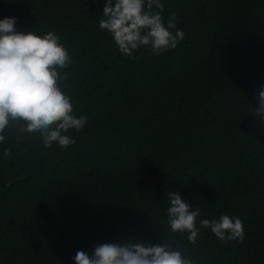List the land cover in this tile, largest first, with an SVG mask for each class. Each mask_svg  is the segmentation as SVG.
I'll use <instances>...</instances> for the list:
<instances>
[{"label":"trees","instance_id":"16d2710c","mask_svg":"<svg viewBox=\"0 0 264 264\" xmlns=\"http://www.w3.org/2000/svg\"><path fill=\"white\" fill-rule=\"evenodd\" d=\"M175 49L123 55L101 30L105 0H0V20L61 36L62 91L88 123L66 150L10 121L0 143V264H75L103 243L180 244L194 264H264V0H161ZM155 10V9H154ZM175 31V30H173ZM11 151L5 158L4 149ZM199 208L195 244L172 233L167 192ZM238 216L244 242L202 219Z\"/></svg>","mask_w":264,"mask_h":264},{"label":"clouds","instance_id":"9594fccd","mask_svg":"<svg viewBox=\"0 0 264 264\" xmlns=\"http://www.w3.org/2000/svg\"><path fill=\"white\" fill-rule=\"evenodd\" d=\"M163 11L161 0H105L99 27L108 31L118 50L129 58L135 59L133 52L141 47L160 55L175 49L185 38L184 31L177 28L176 15L165 22ZM15 24V17L0 20V143L5 141L3 133L10 121H23L20 131L38 133L44 148L56 144L66 150L76 142L67 133H79L88 123L86 115L77 116L74 103L61 87L68 79L64 70L73 63L72 56L55 31L25 33ZM258 96V106L251 112L262 118L264 86ZM3 155L11 156L10 149L5 148ZM166 195L172 233H188V240L195 244L200 236V209L193 210L180 192ZM199 224L223 243L244 242V224L238 216L225 214L218 220L202 219ZM73 259L75 264H194L180 244L165 242L103 243L96 245L91 255L77 251Z\"/></svg>","mask_w":264,"mask_h":264}]
</instances>
